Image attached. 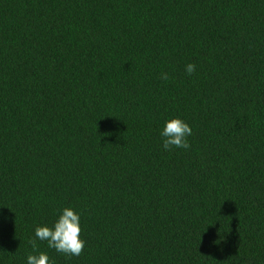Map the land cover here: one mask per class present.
Instances as JSON below:
<instances>
[{
    "label": "trees",
    "instance_id": "16d2710c",
    "mask_svg": "<svg viewBox=\"0 0 264 264\" xmlns=\"http://www.w3.org/2000/svg\"><path fill=\"white\" fill-rule=\"evenodd\" d=\"M68 205L51 264H264V0H0V264Z\"/></svg>",
    "mask_w": 264,
    "mask_h": 264
},
{
    "label": "clouds",
    "instance_id": "9594fccd",
    "mask_svg": "<svg viewBox=\"0 0 264 264\" xmlns=\"http://www.w3.org/2000/svg\"><path fill=\"white\" fill-rule=\"evenodd\" d=\"M184 71L191 75L195 65L191 62L185 65ZM162 80H168L167 73H161ZM192 135L190 125L179 116L166 117L159 129L160 144L164 151L172 148L187 150L190 145L188 137ZM35 240L31 241L32 251L25 257V264H51L48 254L38 249L36 240L46 242L47 247L57 253L78 256L83 247L81 238L80 213L71 205L63 206L51 223H42L34 227Z\"/></svg>",
    "mask_w": 264,
    "mask_h": 264
}]
</instances>
